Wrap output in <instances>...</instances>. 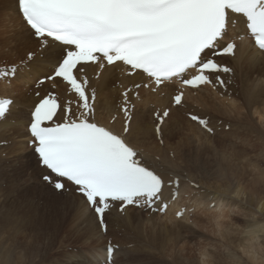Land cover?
Segmentation results:
<instances>
[{"label": "snow or ice", "instance_id": "1", "mask_svg": "<svg viewBox=\"0 0 264 264\" xmlns=\"http://www.w3.org/2000/svg\"><path fill=\"white\" fill-rule=\"evenodd\" d=\"M13 5L20 26L0 24V53L32 46L0 63V82L25 90V143L44 169L43 182L78 218L108 235L136 212L193 225L214 211L219 226L226 212L235 213L233 199L251 210L248 183H264V80L241 95L227 61L248 52L252 63H264V0H13ZM38 65L43 73L30 78ZM108 90L118 91L117 103L102 95ZM144 92L168 97L167 105L148 104ZM15 107V99L0 98V122L8 123ZM174 113L183 120H174ZM193 127L206 134L203 139ZM238 128L260 134L258 154L241 151L247 181L220 173L213 183L223 187L206 193L200 181L208 173L198 160L186 158V144H203L218 130L230 135ZM145 135L161 147L167 141L166 160L134 146ZM233 141L225 159H235L229 150L239 141ZM188 189L205 193V204ZM258 214L260 220L243 230L241 255L230 253L235 264L245 258L264 264V203ZM119 252L108 241L105 264H116ZM197 254L198 264H215L206 247ZM12 264H25L23 254Z\"/></svg>", "mask_w": 264, "mask_h": 264}, {"label": "bare ground", "instance_id": "2", "mask_svg": "<svg viewBox=\"0 0 264 264\" xmlns=\"http://www.w3.org/2000/svg\"><path fill=\"white\" fill-rule=\"evenodd\" d=\"M4 10L7 11L6 14L3 12ZM10 11H13L14 16H16L14 12L13 0H0V23H1V17L3 16L9 17L13 15V14H10ZM21 40L23 41V37H21ZM25 47H26V44H23L20 47L19 53L22 54L21 51H23ZM249 56H250V53L248 52L238 53L237 58L233 61V64H230L235 69L236 84L239 86L238 91L241 92V95H244L246 91L251 89L248 85V82H250V80L255 74L257 75L264 74V63H259V62L252 63L250 61ZM43 71H44L43 66H40V65L35 66L32 69L30 78L41 75ZM16 87L5 88V90L9 91L10 89H15ZM115 93H117L116 90H108L102 95L107 100L115 104L117 100V95ZM144 95L146 97V101L148 104H151L152 100H156L157 101L156 107L166 106L168 103V97L160 98V96L148 95L146 92H144ZM22 98L24 99L23 96ZM22 98L20 99V97H18L17 99H15L18 105L19 104L23 105L22 115L14 114L13 117L9 118L8 123H3V122L0 123V142L1 141L7 142V146H4V147L0 146V172L3 173L4 169H7L6 174L10 175L11 172L15 170H20V168L26 167V168H29L30 170H32L33 168H36L35 170L36 172H38L37 178L39 180V183H42L43 186H47L45 183H43L40 180L44 172V169L39 166L36 156L32 153L33 154L32 162L36 164V166H34L32 165V162L30 163L31 160H29V162L27 161L29 152H27L25 155L22 153L24 150L25 151L29 150L25 141L23 143L22 140L19 139L17 141L16 139V134H19L20 137H24L23 120L26 119L27 109L25 105L21 103V101H23ZM138 105H137L138 109L142 111H146L145 105H140V106ZM14 111H16V107L13 109V113ZM215 114L216 113L214 112V115ZM107 118H108V114L106 113L105 117L103 118V121L105 123L107 122ZM173 119L183 120L181 114L179 113H174ZM13 120H15L14 123H13ZM20 123H21V128L17 126V124L19 125ZM118 127H119V124L117 123L116 128ZM193 133L194 135L198 134L199 136L206 135V134L201 133L200 130L196 127H193ZM232 136H234L237 139V141H239L238 144L240 147H242V149H244L245 147L246 150H249V151L252 150L255 152V155L256 153H259L260 147H261V141H260V134L258 132L256 133V135H252L251 131L247 129L238 128L234 130V132L232 133ZM208 141L209 139H207V142L203 143L201 147L200 146L201 143L199 141L193 140L191 143L186 144V147H185L186 158L188 160H198L200 165L204 169H206L208 173L207 175H204L203 179L200 181L203 187L205 188L206 193H211L214 190L218 191L219 187H223V185H220L219 187H217V184L213 183L215 176L220 173H225L230 178H234L237 181H239L242 177H244V179L246 180L247 177L244 176V169L247 167V164L243 162L241 153L237 152L235 149H230L229 151L234 153L235 159H225L223 155L224 151L217 152L215 154L219 156V159L216 161L210 158L211 155L208 156L207 154L206 157L203 156L205 154V152L202 151L204 150L203 147L210 148L211 145L214 143L212 140L210 142ZM134 146L144 151L147 157L160 155L162 160L167 159V152H168L167 141H166L165 146L161 147L154 138H151L149 135H145L142 138L138 139L134 143ZM3 152H6L7 155L11 154V157L2 158L1 154ZM251 153L252 152H249L248 154H251ZM237 161H240L239 163L240 167ZM223 162L226 164L225 166L222 165ZM237 169H239L238 173H237ZM22 172L23 171H20V174ZM47 187L52 192V194L48 193V191H42L41 188H39L38 192L36 193L39 196H41L43 200H45V202L49 206L52 207V209L56 210L55 208H53V206L55 207L57 206L58 211L56 212L60 213L65 219L67 218L70 221L72 230H75L78 233L79 237H84V238L87 237L89 240V244H88V248L90 250L89 256L82 257V255L80 254H75L70 257L71 264H77L79 263V261H82V260H85L86 264H103L102 262L105 261V256H106L105 255V245L107 244L108 241H110V238H111L110 233L112 232L116 233L117 238L115 237L116 240L111 239V241L115 244H118L120 248L119 254L115 256V261L117 260L121 251L123 252L125 251L123 257L121 256L123 260V264L124 263L129 264L131 263V261H135V260L139 261L141 260V258H145V257L147 258L150 256H154L155 254H162V253L165 254L167 251L166 249H171V247L175 248L178 245L179 241L181 239H184L183 246L181 245L178 248V250L181 252L180 258L182 259L183 257L182 251H185L188 248L189 242L187 241L188 240L193 241L194 240L193 238L196 236L194 233L196 232V230L194 231L193 229L194 227H192L191 225L184 226L183 222H178V223L171 224V225H168L167 223L166 224L162 223L163 225H161L159 222H157V220L159 219V216H152V217L149 216L150 217L149 220H144L143 213L147 215L148 213L146 212H136L134 214H131L130 222L122 224L121 227L118 229L110 230L108 235H103L97 232L95 226L91 223L90 220H86L85 218H82V217L78 218L77 210L71 204L66 203L65 201L62 200V198H59L58 196H56L49 186ZM252 187L253 189L249 187V183H248V189H249L248 200H249V206L251 210L246 209L243 206L241 201H237L235 199H233V203L230 205V208L237 209L238 212L241 211V213H243L242 216H244V213L246 210L249 211V213L250 212L259 213L261 209V205L262 203H264V185L261 184V182L256 181L255 185H252ZM31 189L32 188L30 186H26V185H23L20 188L21 192H23L25 195H28V196L32 194ZM188 191H191L193 193L195 192V195L199 197V201H200L199 203L205 204L206 202L205 193H196L194 189H188ZM205 215H207L206 218H200L199 220L197 219L193 221V223L196 226H198L200 225L199 224L200 221H202V225L200 226H204V223H206V220L207 221L215 220L214 218L215 216L211 217L210 214L208 215V212L205 213ZM156 217H158L157 220H156ZM226 217H229V214H227ZM252 217H254V215ZM257 220L258 219H254V221H257ZM251 222H253V220L251 221L247 220L245 221L243 225H240L239 221L236 220V222L232 221L231 224L225 225L229 227V229L227 230V234L223 233L225 235L224 237L229 242L228 244L229 250L236 252L239 249V247L242 246L243 239H244L243 230ZM40 223H39V220L37 219L36 225L38 226L37 228L38 230H40L41 228ZM215 225L217 226V224ZM222 225L223 224H219L220 227ZM206 227H208V225ZM183 233L187 234L186 238H188V240H185V236L183 237ZM197 233L198 232H196V234ZM36 234L37 233H35V235ZM172 241H174V243H172ZM123 246H127V249L122 250ZM143 250H145L146 253ZM185 255L187 256V253H185L184 256ZM37 257L38 255L33 258L34 260L31 262V264H45L48 262V258H45V257L37 258ZM180 258L178 259L179 261H180ZM186 259H188V257H186ZM178 260L176 259V261ZM13 261H16L15 251L14 249H8L5 256H3V262L5 264H12ZM181 262H183V264H193V262H189L183 259L181 260Z\"/></svg>", "mask_w": 264, "mask_h": 264}, {"label": "rangeland", "instance_id": "3", "mask_svg": "<svg viewBox=\"0 0 264 264\" xmlns=\"http://www.w3.org/2000/svg\"><path fill=\"white\" fill-rule=\"evenodd\" d=\"M3 12L6 14L7 11L4 10ZM10 14H13L9 16L10 18L8 16L1 17L0 24L6 22L10 29L13 27L19 29L20 26L19 18L17 16H14L13 11H10ZM29 46L32 45L26 44V47L23 49V51H21L22 54L18 53V54H9L7 56L4 55L2 56L3 53H1L0 62L5 59H7L9 62L18 59L20 56L24 54L25 50ZM233 61L234 60L229 59L227 62L230 65L233 64ZM261 80H264V74L263 75L255 74L250 80V82H248V85L250 88H253ZM5 88H10V87L0 86V90L4 95L7 94L10 96L14 95L15 96L14 99H17L18 97H20L21 99L22 96L25 97V90L19 86H17L15 89H10L9 91H6ZM191 97L192 96H189V98ZM22 106L23 105L21 104L19 105L17 104L16 111H14L15 115H22L23 113ZM212 114L213 116L220 115L223 119L226 118L225 120L232 119L231 117L224 114L216 113L214 115V111ZM233 123L235 125V120H233ZM17 126L21 128V123L19 125L17 124ZM257 132L259 133V130H257ZM252 135H256V134L252 133ZM197 136L199 135L197 134ZM202 136L204 138V135H201L200 137L202 138ZM233 137L234 136L231 135H225L223 131L218 130V134L215 137H207V139H209L208 142H210L211 140L214 142L213 144L216 145V146L214 145L215 149L213 148V144L211 145L210 148L203 147L204 150L202 151L205 152L203 156L206 157L207 154L208 156L211 155L210 158L217 161L219 159V156L215 154L218 152L216 149H219V152L225 151L226 146L229 144L228 142L236 143V141H233ZM16 139L17 141L19 139L22 140L23 143L25 141V138L20 137L19 134H16ZM200 146L202 147V144ZM244 149L246 150L245 147ZM244 149H242V147H240L239 144H237V147L235 148V150L240 153ZM27 152H29L27 161L29 162V160H31L30 161L31 163L33 159V154L30 148L29 150L26 151L24 150L22 153L25 155ZM247 152L248 153L252 152L250 155H255V152L252 150L250 151L247 150ZM1 157L10 158L11 154L7 155L6 152H3L1 154ZM32 165L36 166V164H34L33 162ZM222 165L225 166L226 164L223 162ZM238 165L240 167V164ZM35 169L36 168H33L32 170L26 167L20 168V170H15L11 172L10 175L6 174L7 169H4L3 173L0 172V264H5L3 262V256H5L8 249H14L16 261L19 260L21 254H23L25 264H31V262L34 260L33 258L36 257L37 255H38L37 258L39 257L48 258V262L45 264H71L70 257L75 254H80L82 255V257L83 256L88 257L90 254V250L88 248V244H89L88 238L79 237L78 233L75 230H72L70 221L67 218L65 219L60 213L56 212L58 211L57 206L56 207L53 206V208H55L56 210L52 209V207L49 206L45 202V200H43V198L36 193L38 192L39 188H41L42 191H48V193L52 194V192L49 190L47 186H43L42 183H39V180L37 178L38 172H36ZM20 171L23 172L20 174ZM255 182L249 183V187L253 189L252 185H255ZM261 184L264 185V183L262 182ZM23 185L30 186L32 188L31 189L32 194L30 196L25 195L23 192H21L20 188ZM189 193L192 195V199L197 198V195H195V193H192L190 191ZM211 212H208V215L210 214L211 217L215 216L214 218H216L217 213L214 211ZM227 214L229 213L226 212L224 214V219L220 221V224H223L221 227L220 226L217 227L215 225L216 224L214 223L215 220H211V221L206 220L204 226H200L202 225V221H200L199 223L200 225L198 226H196L193 223V225L191 226L194 227L193 228L194 231L196 230V232H198L197 234L196 232H194L196 236L193 238L194 240L192 239L193 241L191 240L189 241L188 238H186L187 234L183 233V237L185 236V240H188L187 242H189L188 248L185 251H182L183 260L193 262V264H198L199 261V257L197 254L198 250L201 247H206L209 253L213 256L215 264H235V262L231 258L230 253H235L237 256H240L241 253L239 252V250H237L236 252L229 250L228 248L229 242L224 237L225 236L224 234L225 233L227 234V230L229 229V227L225 225L231 224L232 221L236 222V220L239 221L240 225H243L247 220L254 221V219H258L257 221H259L260 216L258 212L249 213V211L247 210L245 211L244 216H242L243 213H241V211L238 212L237 209L235 213L229 215V217H226ZM253 215L254 217H252ZM204 216L207 217V215L205 214ZM143 217L144 220L150 219L148 214L145 215L143 213ZM157 218L158 217H156V220ZM37 219L39 220V223L41 222L43 225L42 226L40 223L41 226L40 230L37 229L38 228V226L36 225ZM197 219L199 220L200 218ZM197 219H194L193 221ZM17 220L21 222L20 230H17L15 226ZM161 221L162 218L159 217L157 222H159L161 225L166 224V223L162 224ZM183 225L186 226L189 224L183 222ZM207 225L208 227H206ZM35 233L37 234L35 235ZM116 236L117 235L115 232L110 233V237H111L110 241L111 239L116 240L117 238ZM183 244H184V239H181L175 248L171 247V249H166L167 251L165 254L164 253L155 254L154 256L141 258V260L139 261L138 260L131 261V263L129 264H183V262H181L182 259L180 258L181 252L178 250L179 246L181 245L183 246ZM127 246H123L122 250H126ZM143 251L146 253L145 250ZM124 252L121 251L120 255L118 256L116 260L117 264H123L122 257L124 255ZM185 253H187V256L186 255L184 256ZM186 257H188V259H186ZM179 258L180 261L178 260ZM176 259L178 261H176ZM77 264H86V263L85 260H82L79 261V263ZM244 264H248L246 258L244 260Z\"/></svg>", "mask_w": 264, "mask_h": 264}]
</instances>
